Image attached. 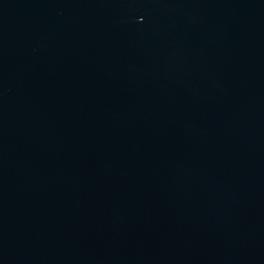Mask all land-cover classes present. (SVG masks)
I'll return each instance as SVG.
<instances>
[{
    "label": "water",
    "instance_id": "water-1",
    "mask_svg": "<svg viewBox=\"0 0 264 264\" xmlns=\"http://www.w3.org/2000/svg\"><path fill=\"white\" fill-rule=\"evenodd\" d=\"M0 264H264V0H0Z\"/></svg>",
    "mask_w": 264,
    "mask_h": 264
}]
</instances>
